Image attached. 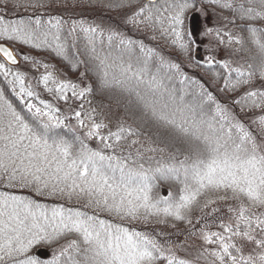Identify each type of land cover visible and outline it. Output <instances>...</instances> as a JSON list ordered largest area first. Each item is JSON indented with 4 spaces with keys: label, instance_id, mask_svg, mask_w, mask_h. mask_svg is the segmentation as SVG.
<instances>
[{
    "label": "snow or ice",
    "instance_id": "snow-or-ice-1",
    "mask_svg": "<svg viewBox=\"0 0 264 264\" xmlns=\"http://www.w3.org/2000/svg\"><path fill=\"white\" fill-rule=\"evenodd\" d=\"M212 2L239 12L241 19L264 20V0H246L235 8L231 0ZM191 6L188 0H148L129 22L158 28L184 50L188 48L184 13ZM47 25L39 18L7 23L0 19V36L35 48L47 46L67 58L61 22L49 20ZM80 30L87 34L89 50L97 61L101 87H118L134 94L142 118L168 130L173 145L182 147H176L167 161H155V166L140 149L135 155L123 154L122 142L135 135L131 128L119 126L103 134L107 126L97 123L90 113L63 114L59 107L41 99L22 73L12 71L9 65H16L17 58L0 46L4 61L0 75L23 105L17 110L0 89V183L4 189H30L36 196L82 201L83 208L88 209L47 207L34 199L0 191V264H188L154 236L128 225L151 220L165 223L168 218L187 219L191 224L188 217L195 207L203 211L218 202L227 203L226 218L205 219L200 239L209 247L200 255L207 264H264V115L246 125L196 80L189 82L198 86L199 101H186L167 88L161 77L149 75L148 61L155 55L152 49L140 43L143 58L136 57L134 63L132 49L137 42L117 41L118 34H109L108 46L118 43L128 58L113 57L111 52L101 55L96 47L97 30L83 26ZM72 31H76L75 26ZM248 32L252 47L243 48L247 67L212 59L206 64L208 68L219 64L226 73L222 91H235L254 78L264 81V29L249 27ZM225 35L229 44L233 40L242 44L241 39ZM99 37L103 44V32ZM220 42L224 43L222 39ZM159 62L161 67L180 72L178 64L166 63L163 57ZM185 80L189 78L184 76L181 83ZM39 83L54 99L65 102L69 92L83 99L92 91L91 87L78 91L75 84L57 83L51 74L43 75ZM233 103L242 104V111L246 107L264 112V90H249ZM80 107L83 109V104ZM81 130L86 131L81 134ZM89 140L98 141L102 147H90ZM137 143L133 140L128 147ZM157 150L164 151L146 149ZM158 179L174 182L167 198L153 195ZM219 211V207H212L207 215ZM69 235L73 238L58 254L53 253L51 260L30 254L37 245Z\"/></svg>",
    "mask_w": 264,
    "mask_h": 264
},
{
    "label": "trees",
    "instance_id": "trees-1",
    "mask_svg": "<svg viewBox=\"0 0 264 264\" xmlns=\"http://www.w3.org/2000/svg\"><path fill=\"white\" fill-rule=\"evenodd\" d=\"M188 2L192 6L184 13L183 33L185 43L188 44V48L184 50L174 45L170 36L162 35L158 28H153L145 23L137 25L129 22L130 18L142 6L147 5L144 0H0V19L6 23L19 20L34 21L39 18L42 25L48 27L47 21L51 20L55 24L59 20L61 22L60 35L66 46L67 58L63 55H57L56 51L50 47L35 48L31 44L9 40L4 36H0V43L8 45L15 53L22 54L20 66L12 69V71L22 73L26 84H30L40 94L41 99L59 107L65 115L74 114L75 108H79L78 100H73L75 97L71 95V92L68 93L69 98L66 102L54 99L53 95L44 89L43 84L39 83L41 77L51 74L57 83L75 84L82 81L86 88L91 87L92 91L87 95L103 104L111 113L116 114L118 118L116 128L119 126L131 128L135 133V135L128 137L127 141L122 142L123 154L127 155L128 152H132L135 155L136 150L140 149L144 153L145 159L151 158L153 166H155V161H167L176 147L182 146L173 145L170 140L171 133L168 130L159 127L150 119L142 118L141 109L134 94H129L118 87H101L100 74L96 69L97 61L93 59V54L89 50L87 34L82 32L80 28L81 26L92 27L97 30L96 47L101 55L111 52L113 57L123 55L125 59L128 58V53L122 51L118 43L111 48L108 46L107 36L109 34H118L117 41L120 38L136 41L137 43L132 49L134 63L136 57L143 58V54L139 51V44L143 43L146 49H152L155 53L153 58L148 61L149 75H158L163 79L167 88L174 90L177 96L183 95L186 101L193 104L199 101V97L196 96L199 88L191 85L189 81H199L219 102L227 105L238 119L246 125H251L252 119L264 115V112L249 110L246 107L242 111L243 105H236L233 101L239 100L249 90H264V81L254 78L250 84L241 85L235 91H222L226 73L219 64L214 63L212 68H208L206 64L208 59H212L220 63L228 62L232 67L241 65L247 67L248 56L243 48L252 47L249 43L248 28L264 29V20L241 19L239 12L220 7L218 3H213L212 0H188ZM224 2L225 0H219V3ZM231 2L235 8L246 3V0H231ZM73 26L76 28L74 32L72 31ZM100 32L104 34L103 44L99 42ZM225 33L241 39L242 44L235 43V40L229 44L228 36ZM221 39L224 43L220 42ZM220 48L228 49L231 57L226 55V52L223 57L216 58L217 50ZM25 57L29 59L25 60ZM159 57H163L166 63L178 64L180 72L170 71L166 66L161 67ZM0 63L2 62L0 61ZM184 76H187L189 80L181 83ZM8 79H11V76ZM233 79H235V73H233ZM49 86L52 87L53 85L50 84ZM0 89L4 90L5 95L13 102L17 110L23 109V105L20 104L11 91V86L2 75H0ZM22 114L25 113L22 112ZM71 123L75 124L76 121L73 119ZM133 140L138 141V143L129 148L128 144ZM86 142L93 148L102 147L96 140ZM148 148L164 149V151L149 152L146 151ZM157 181L158 184L155 183L153 192L158 193L160 191L164 196L167 194V190L164 189L165 186L170 191L174 188V182L171 180L158 179ZM0 191H9L11 194L34 199L47 207L63 205L64 207L81 208L88 211V209L83 208L82 201L77 203L75 200L68 202L66 199L58 197L36 196L30 189L22 191L4 189L0 183ZM220 205L222 204H218V206ZM212 207H217V205L203 211L199 207H195L194 209L202 215L199 218L198 216L192 217V220L195 219L191 224L176 222L174 219L171 223L167 219L163 226H138L137 230L154 236L163 247L171 248L178 259L184 260L182 254L184 255V252L188 251V246H205L200 239V227L204 224L205 219L211 222L216 217H225L227 209L225 207H219V212L208 216L207 214L211 212ZM197 220L200 221V224L196 223ZM212 230H217L214 224ZM72 238L69 235L59 241H53L51 244L37 245L30 254L38 256L41 260H51L53 253L58 254L59 249ZM206 247L209 246L206 245Z\"/></svg>",
    "mask_w": 264,
    "mask_h": 264
},
{
    "label": "rangeland",
    "instance_id": "rangeland-1",
    "mask_svg": "<svg viewBox=\"0 0 264 264\" xmlns=\"http://www.w3.org/2000/svg\"><path fill=\"white\" fill-rule=\"evenodd\" d=\"M102 1V0H101ZM143 1V0H142ZM218 53L216 54L217 57L216 58H220L223 57L224 54L226 53V55L228 54L229 57H231V55L229 54V50L228 49H224V48H220L217 50ZM17 57L20 59L22 54L21 53H16ZM234 56V54L232 55V57ZM209 60V59H208ZM75 85H77V90L79 91L80 89H85L86 85L82 82V81H78L77 83H75ZM73 100H78L79 103V108H75V111H83L86 114H91V116L94 118V120L97 123H102L104 125H106L107 127L104 128L103 134H107L108 130L111 131H116V121H118V118L116 116L115 113H111L103 104H101L100 102L91 99L87 94L85 95V97L83 99H77V98H73ZM83 104V109H81L80 105ZM74 112V111H73ZM86 123H88V121H85ZM86 131V130H81ZM156 184H158V181L155 182ZM165 186L164 189L167 190V194H165L164 196L161 194V192L159 191L158 193L153 192L154 196H158V197H163V198H167L170 189ZM158 189V188H157ZM218 204H222L220 206H218ZM217 207H225L227 208V203L226 202H218ZM198 211H196V209H193L192 213L190 214V216L188 217V219L192 220V217L195 216V218L198 216L201 217L202 214H199ZM103 218H108L111 219L110 217L104 216ZM194 218V219H195ZM193 219V220H194ZM168 220L172 223V218H168ZM192 220V221H193ZM176 221V220H175ZM177 222V221H176ZM183 224H187V219L181 221ZM165 224V223H164ZM150 226V225H155L157 227L163 226V223H157L155 220H151L148 224H144V223H133L130 224L128 226L130 227H134L137 229L138 226ZM203 243V242H202ZM202 247H206L202 246ZM198 245L195 246H188V251L184 252V255L182 254V258L184 260L187 259V261L189 262V264H207V259L205 257H202L200 255V253L203 251L204 248H202Z\"/></svg>",
    "mask_w": 264,
    "mask_h": 264
},
{
    "label": "water",
    "instance_id": "water-1",
    "mask_svg": "<svg viewBox=\"0 0 264 264\" xmlns=\"http://www.w3.org/2000/svg\"><path fill=\"white\" fill-rule=\"evenodd\" d=\"M144 1H145V3H148V0H144ZM0 46L8 48L10 51L13 52V54H14V55L16 56V58H17V64H16V65H9V67H11V69L18 68V67L20 66V59L17 57V54L15 53V51H14L11 47H9L8 45H6V44H4V43H0ZM0 61H1L2 63L4 62L2 57H0Z\"/></svg>",
    "mask_w": 264,
    "mask_h": 264
}]
</instances>
